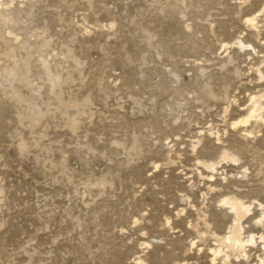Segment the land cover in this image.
Listing matches in <instances>:
<instances>
[{"label": "rangeland", "instance_id": "1", "mask_svg": "<svg viewBox=\"0 0 264 264\" xmlns=\"http://www.w3.org/2000/svg\"><path fill=\"white\" fill-rule=\"evenodd\" d=\"M0 1V264H264V0Z\"/></svg>", "mask_w": 264, "mask_h": 264}, {"label": "bare ground", "instance_id": "2", "mask_svg": "<svg viewBox=\"0 0 264 264\" xmlns=\"http://www.w3.org/2000/svg\"><path fill=\"white\" fill-rule=\"evenodd\" d=\"M4 1H6V0H4ZM12 1L13 0H7V3L9 4L10 2L12 3ZM2 3H1V1H0V5H1ZM5 8V7H4ZM3 8V9H4ZM5 10V9H4ZM0 18H1V20L3 21V22H5L6 23V25H8V21H7V18H8V16L7 15H5L4 13H2V12H0ZM240 44V46H241V43L239 42L238 43V45ZM26 64V63H25ZM44 65V64H43ZM26 66V65H25ZM47 67H45L44 68V75H45V79H46V82H48L47 84L50 86V88L49 89H51L52 91L53 90H55V85H56V78L54 77V76H52V75H50L49 74V71L46 69ZM47 70V71H46ZM28 74H27V77H26V79L25 80H27L28 78H29V72H27ZM18 77V76H17ZM17 77L13 74H10V79H9V85L10 86H12V82H13V80H15V79H17ZM262 78V77H261ZM28 85H30L29 83H28ZM32 87V86H31ZM30 87V88H31ZM34 88V87H33ZM32 88V89H33ZM32 89H29V90H32ZM51 91V92H52ZM53 93V92H52ZM53 94H55V93H53ZM56 97H55V99H58V103L60 102V98H59V96H57V95H55ZM34 100V104H32L33 106V108H31V111L29 112L30 114V116L32 117V122L34 123V122H37V119L40 117V111L39 112H37L38 111V109H39V107H38V109L37 110H35V108H37V103H35V99H33ZM31 103V102H30ZM257 103H258V101H255L254 102V112H253V114L254 115H256L257 117L259 116V111H260V108L259 107H257L256 105H257ZM31 105V104H30ZM36 106V107H35ZM42 115V114H41ZM29 116V117H30ZM255 116V117H256ZM31 119V118H30ZM73 120H75V119H73ZM243 123H246L247 122V120H245L244 119V121H242ZM225 157L223 158V160H229V161H233V162H235L236 161V158H234L233 156H231V155H229V154H225L224 155ZM213 167H214V165H213ZM226 203H227V201H226ZM228 204V203H227ZM230 206H232V210H233V212H234V214H235V218H236V223L233 225V228H232V231H231V233H230V236L226 239V241H228V243L230 244V245H228V248H229V250L230 251H232V255L234 254V252H239V253H241V252H243L242 250H243V244L241 243V239H240V235H241V226H240V223H241V221L245 218V216H246V214L248 213V211L250 210L249 208H247V207H245V206H243V204H241V203H237V201L233 204V205H231L230 204ZM231 210V211H232ZM234 218V219H235ZM235 221V220H234ZM225 243V242H224ZM227 244V243H226ZM227 246V245H226ZM226 249H227V247H226ZM220 253V252H219ZM242 254V253H241Z\"/></svg>", "mask_w": 264, "mask_h": 264}]
</instances>
